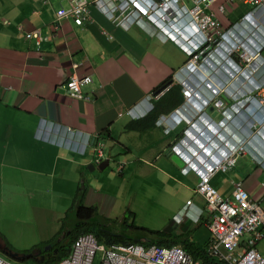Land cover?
I'll return each mask as SVG.
<instances>
[{"label": "crops", "instance_id": "1", "mask_svg": "<svg viewBox=\"0 0 264 264\" xmlns=\"http://www.w3.org/2000/svg\"><path fill=\"white\" fill-rule=\"evenodd\" d=\"M88 1L92 3L88 15L78 26L71 18L56 23V11L61 6L66 7V0H0V184L11 191L23 190L24 199H30L27 206L34 204L32 207L37 214H41L38 208L42 201L41 190L52 186L59 189L55 185L62 181L67 170L77 180L75 194L78 187L84 188V181L88 188L84 205L95 206L103 218L128 210L129 202H122L119 192L126 181L130 198L137 192L155 193L158 185L154 182L192 192L198 182L194 172L184 173L172 160L171 146L183 129L178 126V116L161 113L156 118L160 123L155 121L152 127L143 130L141 125L146 123L133 127L132 118L126 114L135 106L143 107L147 97L154 104L170 86H179L176 78L184 73L188 59L183 48L193 45L189 40L194 29L188 18L182 17L180 21L175 15L173 20L177 24L163 25V36L158 31L154 33L158 26L148 23L144 16L122 26L114 24L105 10L119 4L118 0H103L102 5H94L95 0ZM223 1L218 0V4ZM238 1L243 6L240 14H236ZM252 8L251 4L233 0L226 15L218 13L220 25L228 28ZM34 31L38 32V37H26ZM195 41H199L198 35ZM221 57L218 56V60ZM189 70L193 81L188 83L196 91L197 81L206 74L195 68ZM72 75L90 77L91 83L82 87L87 100L69 96L64 85ZM164 82H168L167 85L158 88ZM209 108L218 124L221 117L214 107ZM167 124L169 132H165ZM128 125L132 127L126 130ZM255 141L261 148L256 144L252 147L259 155H264V141L261 138ZM97 142L102 144L100 162L96 161ZM112 154L117 155L116 160ZM107 160L101 170L99 165ZM46 162H50L48 175L56 171L57 179H45ZM111 162L110 171H106ZM120 165L122 170L117 173ZM92 172L95 173L87 176ZM116 174L123 176L120 184L115 182ZM262 175L264 167L241 156L233 168L216 173L210 184L221 196H229L233 184L241 182L264 210ZM134 180L141 181L144 187L134 186ZM111 186L114 193H108ZM164 191V196L174 195ZM187 201L188 198L172 212L174 216L182 215L183 209H187L186 216L181 218L180 230L184 233L181 236L205 249L210 236L204 201L199 195L195 201L191 200L190 206H186ZM147 204L151 205V201ZM120 207L123 211L117 210ZM28 230H33L30 234L33 238L26 243V252L37 250L42 242L56 234V231L55 234L46 232L39 220H33ZM259 241L256 250L264 257L261 254L264 246Z\"/></svg>", "mask_w": 264, "mask_h": 264}, {"label": "built area", "instance_id": "2", "mask_svg": "<svg viewBox=\"0 0 264 264\" xmlns=\"http://www.w3.org/2000/svg\"><path fill=\"white\" fill-rule=\"evenodd\" d=\"M102 1L95 0L93 4L102 5ZM118 1L119 4L105 10L106 15L117 26H122L128 21L141 20L142 16L155 25H160L159 23L165 25L177 15L178 19L188 18L194 32L206 45L218 44V48L221 49L228 39L238 37L237 23L223 28L216 15L218 13L226 15L228 5H232L233 0H224L220 4H217L218 0H190L191 8L184 6V0ZM241 1L253 6L240 18L241 22L251 28V34L250 32L244 34L246 40L234 39L231 47L226 50L224 57L230 61L231 67L222 65V68L218 69L221 82L218 97L216 96L217 99L213 100L212 105L222 118L223 126L228 125V119L232 115L250 105H256L261 109V116L251 122V130L247 137L234 133L233 141L224 139L222 147L226 151L221 160L214 159L211 163L203 162L201 166H197L182 150V146L176 145L173 151L186 162L184 173L191 168L198 176L194 192L203 199L207 212L206 227L210 236V241L204 249L207 256L216 258L222 262L221 264H264V257L256 250V243L264 237V210L259 202L249 195L241 182L233 184L229 196H221L210 184L216 173L233 168L236 159L241 156H246L253 163L264 167V155H259L252 147L257 143L253 138H261L264 141V0ZM90 4L92 3L88 0H66V7L61 6L56 11V23L71 18L74 24L82 25L88 15ZM32 36L38 37V32L26 34L27 38ZM175 42L178 43L176 38ZM183 49L189 56V61L193 65L197 64L196 52L199 48ZM200 68L206 72V66ZM90 83L89 76L79 78L72 75L64 86L72 99L87 100L82 93V87ZM227 84L230 87H226ZM182 85V92L187 101L193 97V87L186 82ZM149 98H146V102ZM224 99L229 103H225ZM150 108L151 106L143 112H134L132 108L127 110L126 114L131 118H139ZM168 131L169 129L165 132ZM181 143L184 147L187 145L184 140ZM95 152L96 161H99L103 157L101 143H96ZM121 167L120 165L117 168V172ZM191 203L187 201L186 206H190ZM96 256L99 257V264H201L193 260L180 246H145L140 243L105 246L98 243L92 234L78 236L68 256L57 264H93ZM0 264L12 263L0 257Z\"/></svg>", "mask_w": 264, "mask_h": 264}, {"label": "rangeland", "instance_id": "3", "mask_svg": "<svg viewBox=\"0 0 264 264\" xmlns=\"http://www.w3.org/2000/svg\"><path fill=\"white\" fill-rule=\"evenodd\" d=\"M238 3L240 5H238L236 14H240L242 12L241 9L243 8L239 1ZM183 4L188 8L192 7V4L189 0H184ZM216 15L218 18V14ZM236 23V32L238 34V37H235L234 39L238 38L239 40H246L244 39V34L249 33L251 31V28L247 27L244 22H241L240 18ZM234 39H228V47H231ZM202 51L203 50L198 51L199 55H201ZM211 54L213 55V53ZM198 58L197 63L200 62ZM226 87H230V85L227 84ZM104 143H107V141H104ZM256 145L259 146V143ZM112 155L114 157V160H116L117 155ZM112 164L113 162L110 163V166L106 169V171H110ZM49 169L50 162H46L45 179L49 181L53 178L57 179L56 171L54 172V174L56 175H48L49 173L47 172L49 171ZM111 171L115 172V169H112ZM95 172L87 173V176H91ZM262 177H264V175H262ZM122 178L123 176H119L116 174L115 182H118V184H120L122 182ZM76 181L77 180H75V176L70 174L69 170H67L66 175L63 176L62 181L59 180L55 185L56 187H59V189L53 188L52 186L51 188L46 187L41 190L42 201L38 206V208L41 209V214L34 213V209H36L32 207L34 204H32V206H27L28 203H30V199H28L27 197L26 200L24 199L23 190L19 188L17 190L11 191L4 184H0V237L2 239L0 257L2 259L7 260L12 264H37V262L32 259H21L23 256L29 253L25 250L28 249L26 243H29L33 238L30 235L33 230L29 231L28 229L32 227L33 220H39L40 227H45L46 232L54 233L56 231V234H54L60 239L62 237V234H58V232L60 231L62 223L67 221L63 219V217L65 212L70 207L72 199L74 197L73 195L75 194L74 191L76 189ZM154 183L158 185L155 187V189L153 188L155 190V193L148 191L147 194L144 195L143 193L137 192L131 198V194L128 190V182L126 181L124 183L121 191H119L121 193L120 200L124 203L129 202L127 208L128 210L124 213L122 212L123 214L119 213L116 216L104 218L106 219V222H108V230L112 234L124 240L151 242L161 238L173 239L183 233L180 230L181 218L182 216L184 217V213H186V210H183L182 215L176 214L175 216V213L173 214L172 211L175 208L183 206L187 198L190 201H195L197 195H195V193L190 189L177 190L176 187L172 188L167 185H162L160 183L158 184L157 182ZM85 185L86 184L83 181L82 186L86 187ZM133 185L144 187V184L141 181L136 180L133 181ZM112 187L113 186L110 187V191L108 193L115 192V189ZM165 187L168 188L165 189ZM164 190H167L168 193L171 192L174 195L164 196ZM54 193H56V197L54 196ZM147 201H151V205L147 204ZM163 207H166V209H163ZM27 208H29V211L25 213ZM117 210L123 211L121 207ZM14 215L16 219H14ZM195 222H197V220ZM154 232L164 233L165 235L160 236L155 234ZM50 240H53V238H51ZM43 243L45 242H42L40 246ZM259 244L264 246V238L259 241ZM44 247L45 246H43L42 248ZM5 251H7L8 254ZM261 254L264 256V253ZM38 259L40 262H42L46 259V257L45 255H41ZM93 264H99L98 256H96Z\"/></svg>", "mask_w": 264, "mask_h": 264}, {"label": "clouds", "instance_id": "4", "mask_svg": "<svg viewBox=\"0 0 264 264\" xmlns=\"http://www.w3.org/2000/svg\"><path fill=\"white\" fill-rule=\"evenodd\" d=\"M146 1H150V0H146ZM181 20L182 18L180 19V21ZM146 21L148 23L155 25L151 21H148V20ZM174 22L175 21L172 20L169 22V24L171 23L174 24ZM159 24L160 25L158 24L155 25V26H158V30H153V31L154 33L158 31L160 34L164 36L165 35L164 26H163L164 23L162 24L159 23ZM175 24H177V22H175ZM195 35H198V34H196V32H193V37L189 41H191V43L193 44L191 47H194V48L198 47L200 51L203 50L201 55H199L198 51L196 52L197 58L199 56L198 60H200V62L193 65L189 61L190 60L189 56L186 55L188 59L184 66V73L178 74L176 81L181 87V92H182L183 90L182 83L184 82L188 83L189 80H192V76L189 74L190 72L189 69H191L192 71V68H195L198 71H201L204 73V71H202L200 66H206L207 69H206V72L204 73L206 75H202L200 79L198 78L199 81H197L198 84L196 85L198 86V89L196 91L193 90L194 92L193 97L185 101V97L182 92V97H183L182 103L169 113V117L178 116L177 118L180 119V121L178 122V126L183 128L181 130L182 131L181 136L178 138V140L174 144H172L171 149H170L171 153L177 156L181 160L182 169H185L186 162L174 153L173 148L176 145L182 146L183 147L182 150L185 151L187 155H189V157L192 159V162L197 166H201L203 162L211 163L214 159L221 160L226 151L222 147V143L224 139L233 141L234 133L247 137L251 130V127H250L251 122H253L255 118L261 116L260 114L261 109H259L256 105H250V106H247L245 110H242L239 113L232 115V117L228 119L227 126L222 125V118H220V120L218 121V124L217 122H215V120L211 117L212 112L208 113V109L211 106L213 107L212 102L213 100H216L218 97L217 94L219 92L218 89L220 87V82H221V78L218 76V69H221L222 65L227 66L228 68L231 67V65L229 64L230 61L228 59H225L224 57V54H226V50L229 48L228 47L229 42L228 41L225 42L224 48L219 49L218 44L206 45L205 43H202L203 40L201 39L199 35H198L199 41H195ZM211 53H213V55ZM218 56H222L220 60H218ZM218 61H220L219 65H218ZM207 71L210 73L207 74L208 73ZM212 72L214 73L213 76L211 75ZM186 74H188V77L186 76ZM190 85L192 86V84ZM223 101L225 103L228 102L227 99H224ZM150 106L151 108L149 109V111H147L142 117L132 118V120H139V119L145 118L153 110V103H152L151 98H149L148 102H146V99L144 100L143 107H139V106L133 107L134 112H143V111H146V109L149 108ZM245 117H248L249 120L247 121ZM237 122H239V124H236ZM158 123H160L159 120L156 121V124ZM246 124H249V126H246ZM168 128L170 130V125H168ZM168 128L166 127L165 131ZM255 139L256 138H253L254 141ZM183 140L187 142V145L185 147L181 143V141ZM93 144H94V140H93ZM190 149L193 150V154H192V150ZM262 151L264 152L263 149ZM117 168H116V172H117ZM121 170H122V167H121ZM121 170L117 173H120ZM188 171L195 173V171L191 168H189ZM185 210L187 213L186 208ZM186 213H184V216H186ZM45 247H50V246H45ZM41 250L43 251V248ZM41 250H35L33 251L34 254L28 253L27 255L23 257L26 258V256L33 254V257L29 259L36 261L34 256L37 254H40Z\"/></svg>", "mask_w": 264, "mask_h": 264}, {"label": "trees", "instance_id": "5", "mask_svg": "<svg viewBox=\"0 0 264 264\" xmlns=\"http://www.w3.org/2000/svg\"><path fill=\"white\" fill-rule=\"evenodd\" d=\"M168 82L162 83L158 88L166 86ZM220 97V96H219ZM183 101L181 87L178 85H172L169 89L153 104V110L143 119L133 120L134 126H141L143 130L149 129L154 125L156 118L161 113H170ZM132 125L126 126V130L131 129ZM86 196V188L78 187L76 194L74 195L71 205L65 212L63 219L67 220L62 223L58 234H62V237H54L53 240L43 243L37 250H41L43 246H50L47 251H42L40 255H45L46 259L42 262L36 259L37 264H57L64 257L68 256L71 245L74 240L83 234H92L98 243L105 246L111 244H129L140 243L145 246L158 245V246H180L186 253H188L193 260L199 261L201 264H221L222 262L216 258L207 256L206 251L203 248L187 238H184L180 234L173 239H157L151 242H140L135 240H124L112 234L108 230V222L102 216L99 215L95 206L84 205ZM157 235L163 236L164 233L154 232ZM33 253V250L28 251ZM34 254V253H33Z\"/></svg>", "mask_w": 264, "mask_h": 264}, {"label": "water", "instance_id": "6", "mask_svg": "<svg viewBox=\"0 0 264 264\" xmlns=\"http://www.w3.org/2000/svg\"><path fill=\"white\" fill-rule=\"evenodd\" d=\"M211 112V109L209 108L208 109V113H210ZM172 160L174 161V162H176L178 165H180V166H182V162H181V160L177 157V156H175V155H173V157H172ZM108 163V160L107 161H103L100 165H99V168L101 169V170H103L104 168H103V164H107ZM91 171H92V169H91ZM49 247H44L43 248V251H47V249H48ZM40 252V251H39ZM38 252V253H39ZM33 257V254H30V255H28V256H26V258L25 257H23L22 259H29V258H32Z\"/></svg>", "mask_w": 264, "mask_h": 264}, {"label": "flooded vegetation", "instance_id": "7", "mask_svg": "<svg viewBox=\"0 0 264 264\" xmlns=\"http://www.w3.org/2000/svg\"><path fill=\"white\" fill-rule=\"evenodd\" d=\"M41 255L40 254H37L34 256L35 259H38Z\"/></svg>", "mask_w": 264, "mask_h": 264}]
</instances>
